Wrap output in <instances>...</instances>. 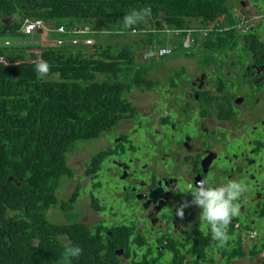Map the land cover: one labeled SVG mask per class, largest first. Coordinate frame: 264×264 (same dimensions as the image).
I'll return each mask as SVG.
<instances>
[{"label":"trees","instance_id":"obj_1","mask_svg":"<svg viewBox=\"0 0 264 264\" xmlns=\"http://www.w3.org/2000/svg\"><path fill=\"white\" fill-rule=\"evenodd\" d=\"M223 1L0 0V264H65L66 244L83 250L71 264H117L118 256L109 250L115 246L112 240L122 236L113 231L106 242L102 232L108 227L88 226L76 208L82 202L88 211H102L106 206L94 196L97 190L92 193L78 185L67 198L58 196L62 178L74 175L68 155L83 141L122 134L115 127L123 119L152 127L143 118L153 116L141 115L124 95L133 88L148 91L160 83L146 75L157 64L155 58L145 56L146 51L153 47L158 54L165 45L161 35L167 25L173 29L214 27L212 21L225 12ZM145 7L151 8V16L144 23L123 28L126 14ZM33 18L45 20L51 30L37 33L35 44L25 46L17 38L23 23ZM60 26L65 30L57 31ZM86 26L97 38L98 30L144 35L106 44L99 38L90 51L84 43L68 42L94 38L79 31ZM37 53L50 65L42 79L34 71ZM156 110L153 107L151 113ZM104 141L85 167L93 186L98 185L103 160L118 149L113 141ZM259 214L264 215V203ZM129 231L128 226L120 228L123 235H130ZM204 250L205 245L191 250L195 264L215 259ZM262 250L264 242L255 241L249 255L255 257ZM218 253L220 264L223 258L230 264L246 255L242 246H219ZM178 263L173 257L166 264ZM249 264H255L253 259Z\"/></svg>","mask_w":264,"mask_h":264},{"label":"flooded vegetation","instance_id":"obj_2","mask_svg":"<svg viewBox=\"0 0 264 264\" xmlns=\"http://www.w3.org/2000/svg\"><path fill=\"white\" fill-rule=\"evenodd\" d=\"M223 3L225 12L205 32L215 31L208 37L211 45L201 42L194 55L179 62L190 77L192 93L189 96L177 91L161 94L152 105L165 115L143 118L152 127H142L140 120H133L129 130L113 138L112 134L103 138L104 142L122 143L115 155L102 162L114 165L115 170L110 169V174L121 185L112 189L111 198L101 195L99 187L88 185L87 190L92 193L97 190L94 196L107 208L102 211L92 208L87 212L88 207L78 202V210L88 226L99 223L95 230L108 227L102 232L106 242L113 231L122 236L121 240H112L115 246L109 250L118 256L117 264H166L173 257H177L178 264H195L191 250L195 244L202 243L206 244V254L209 248L217 249L215 259L204 263L219 264V245L212 240L208 242L210 231L206 224L200 225V209L185 208L183 219L176 215L181 202L192 198L184 191L200 180L212 187L230 180L247 187L237 201L239 215L232 218L228 228V247L234 246L237 236L247 234L250 209L256 212L253 215L257 222L264 221L258 216L264 203V0H224ZM229 28L243 33L248 45L245 39L232 35L224 45L223 38L230 34ZM244 41L246 47L240 48L238 43ZM234 52L237 56L229 68L224 60ZM180 102L185 108L189 105L196 109V114L189 112L174 117L173 110L178 107L174 104ZM144 140L145 149L141 145ZM102 177L99 172L96 180ZM91 212L95 214L94 220ZM121 226L130 227V235L121 234ZM200 230L204 236L196 243L194 234ZM235 261L232 259L230 264Z\"/></svg>","mask_w":264,"mask_h":264},{"label":"clouds","instance_id":"obj_3","mask_svg":"<svg viewBox=\"0 0 264 264\" xmlns=\"http://www.w3.org/2000/svg\"><path fill=\"white\" fill-rule=\"evenodd\" d=\"M150 16H151L150 7H145L139 11L132 10L129 14H126L123 17V28L128 29L140 23H144L146 19L149 18ZM38 19L44 22L45 24L44 29H50L48 27L49 26L48 23L41 18H33L30 20L33 21ZM27 21H25L21 27V34L33 36L36 35L37 33H42V31L44 30V29L41 30V32H39L38 30H34L33 32H24L22 28L25 26V24H27ZM56 30L58 31V28H56ZM104 31L111 33L109 30H104ZM165 31L175 32V33L183 32L184 35L180 37L179 40L173 41V43H168L160 47L158 49L159 56L170 55L173 52L177 51L181 45L189 49L187 51V56H192L196 53V46L201 42H204L205 44L210 46L211 41L208 39V37L215 34V31H211L206 34L205 32L208 31L206 28L192 27L189 29H173L170 28L169 25H167ZM228 31L230 34L224 36L223 38L224 45L227 44L228 37H230L231 35L234 36L236 39H245V40L247 39L243 33L235 29L229 28ZM145 56L155 58L157 60V64L152 71L154 72L159 70V68L162 66V62L155 57V52L153 47L149 48L146 51ZM33 63L35 65L34 71L36 72L38 79H42L45 76H47V74L50 71V65L47 61H45L40 57L39 53H37V59L33 61ZM174 76L181 77V82L179 83V87L182 92H184L186 95L189 96L192 93L193 86L191 84L189 75L183 69L177 70L175 73H171L161 78L159 80L160 83L156 87H151L148 91H152L155 89L159 95L166 93V92L163 93L159 90L162 87L170 84ZM153 79L155 80V82H157L158 80L156 77H154ZM195 101L197 100H193V102ZM189 112L195 113L194 109L190 108V106L187 105V107L185 108V113H189ZM246 191H247L246 185L235 180H230L227 183L220 185L218 187L209 186L207 181L204 180L197 181L194 185H189L186 191H184L185 193H190L192 198L190 201L185 200L181 202V204L177 207L176 215L179 218L183 219L185 208H188L190 206L198 207L200 209L198 216L200 225L206 224L210 231L211 238L208 236L207 238L208 242H211L212 240L214 242H217L219 246L223 247L230 240V236L228 234V228L231 225V220L233 217L239 215L240 212V207L237 201L240 199L241 195ZM76 208L78 209V204H76ZM87 212L89 211L87 210ZM258 216L263 217L264 219V215H260L259 212H258ZM250 218H251V222L246 226L248 228L247 234L241 236L242 238L240 236H237L233 246V247H238V246L243 247V249L246 252V255H244L243 258L248 257L251 251V248L249 246L250 235L254 232L258 234L259 232L263 231L259 228V225L264 224V221L261 223L257 222V218L253 214L250 216ZM256 234L252 235V239H251L253 241L252 244H254V242L256 241V237H257ZM203 236H204L203 230L196 232L194 234V241L198 243V241H201L203 239ZM242 241H244L243 244L245 245V247L243 246ZM198 245L199 246L205 245L206 247L205 243ZM82 251H83L82 248H80L78 245L66 244L64 246L65 264H71L72 259L78 258L82 254ZM260 254H262V259H263L264 250L257 253L256 256ZM219 258H220V253H219ZM235 259L237 260L242 258H235ZM218 263L220 264V259L218 260Z\"/></svg>","mask_w":264,"mask_h":264},{"label":"rangeland","instance_id":"obj_4","mask_svg":"<svg viewBox=\"0 0 264 264\" xmlns=\"http://www.w3.org/2000/svg\"><path fill=\"white\" fill-rule=\"evenodd\" d=\"M41 32V30L39 31ZM99 33V38L100 41L103 42L104 44L111 42L112 40H118L120 37L124 38L127 37L131 40L136 39L137 37H142L144 34L143 33H137V34H127V35H118V34H111L109 32L103 31V30H98ZM183 35V34H182ZM85 37H94L93 34H90L88 31L84 35ZM39 36L38 35H19L17 38V41L21 44H24L25 46H32L35 44V41L37 40ZM179 34H176L175 32H168L165 31L163 32V35H161L162 40L165 42V44L168 43H173V41L179 40ZM36 38V39H34ZM99 38L94 37V38H85V39H80V40H68V42H71V44H80L84 43L87 45L88 50L92 51L93 48L91 47L93 44L97 43ZM247 41V39H246ZM246 41L242 43H238L240 48H245L246 47ZM37 43V42H36ZM248 45V41H247ZM189 49L184 47L183 45L180 46V48L173 52L170 55L166 56H159L158 54H155V57L162 62V66L159 68L157 71H152L149 69L146 73V75L149 78H154L156 77L158 80L161 78L171 74L175 73L177 70H180V65L179 62L180 60L183 61L187 59V51ZM135 53H137L135 51ZM237 56V53H231L228 54L227 57L224 60L225 66L231 68V62L233 59ZM243 58L246 57V54L242 55ZM234 70V69H233ZM181 82V77L180 76H174L173 79L171 80L170 84L162 87L159 91L161 92H168V91H177L178 93L182 92L179 83ZM251 92V89H249ZM124 95H127L128 98L138 107V112H141V115L143 116H163L162 113H151V109L153 108L152 102L157 101L160 98V95L156 92V90L152 91H146L139 89V88H133L131 90H128L124 93ZM174 106H178L176 109L173 110V115L174 117L178 118L183 113H185V105L180 103L174 104ZM196 113V109H194ZM168 114V113H167ZM133 125L132 120L128 119H123L120 121L119 125L115 127L116 132H122L124 130H129L131 126ZM148 139V137H145ZM103 138L100 137L97 140H89V141H83L79 144V148L76 149L74 153H70L68 155L67 161L69 165L73 168L74 170V175L73 177H64L62 178L61 182V188L59 190L58 196L59 197H68V195L72 192V190L77 187L78 185H81V190L88 189V185H90V177L85 174V167L87 168L89 166V163H91L92 157L94 155L95 150L97 149V146L100 145V141H102ZM149 140V139H148ZM120 140H117L116 142L112 144L113 147L118 148L120 147L121 144L119 143ZM95 143L96 145H93ZM143 149L147 148V142L144 140L141 143ZM95 149V150H94ZM91 152V154L88 156V153ZM113 156V155H112ZM110 156V158L112 157ZM126 158H131L130 155H126ZM106 159V158H105ZM105 161V160H103ZM115 170L114 165L106 161V163H101V169L98 170V175L99 172L102 173V178L98 179V191L100 192L101 195L107 196L109 198L112 197V189L115 188L116 185H121V181L119 179H115L111 174L109 170ZM97 175V176H98ZM84 183V185L82 184ZM93 186V185H92ZM120 192V190H118ZM256 214L253 213V209H250V212L248 215ZM95 214L91 212V219H95ZM253 245V244H252ZM251 245V246H252ZM250 246V247H251ZM207 253L209 255H215L217 253L216 246L207 249ZM249 259L242 258V259H237L234 264H248ZM227 259H221L222 264H227ZM260 262V257H257V261L255 262L256 264H259ZM159 264V263H156Z\"/></svg>","mask_w":264,"mask_h":264},{"label":"built area","instance_id":"obj_5","mask_svg":"<svg viewBox=\"0 0 264 264\" xmlns=\"http://www.w3.org/2000/svg\"><path fill=\"white\" fill-rule=\"evenodd\" d=\"M45 27V24L42 20H28L27 24L22 28L24 32H33L34 30H43ZM59 31H64L65 29L63 27H58ZM90 30L89 26H86L84 28H81L79 31L80 32H87Z\"/></svg>","mask_w":264,"mask_h":264},{"label":"crops","instance_id":"obj_6","mask_svg":"<svg viewBox=\"0 0 264 264\" xmlns=\"http://www.w3.org/2000/svg\"><path fill=\"white\" fill-rule=\"evenodd\" d=\"M259 228L261 229V230H263L262 232H259L258 234H256L255 232L254 233H252L251 235H250V243H249V246H251L252 245V243H253V241L251 240L252 239V235H254V234H256L257 235V237H256V241L257 242H264V224H260L259 225ZM251 248V247H250ZM259 257H260V262H259V264H261V261H262V254H260V255H258ZM258 256H253V257H251L250 255L247 257L249 260V263H250V261H251V259H253V261L254 262H256L257 261V257ZM246 258V257H245ZM251 258V259H250ZM248 263V264H249Z\"/></svg>","mask_w":264,"mask_h":264},{"label":"bare ground","instance_id":"obj_7","mask_svg":"<svg viewBox=\"0 0 264 264\" xmlns=\"http://www.w3.org/2000/svg\"><path fill=\"white\" fill-rule=\"evenodd\" d=\"M206 229V228H205Z\"/></svg>","mask_w":264,"mask_h":264}]
</instances>
